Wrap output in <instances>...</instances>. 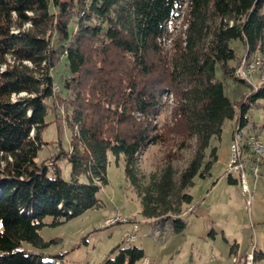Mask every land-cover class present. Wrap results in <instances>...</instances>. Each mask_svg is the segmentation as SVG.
Instances as JSON below:
<instances>
[{
  "label": "trees",
  "instance_id": "16d2710c",
  "mask_svg": "<svg viewBox=\"0 0 264 264\" xmlns=\"http://www.w3.org/2000/svg\"><path fill=\"white\" fill-rule=\"evenodd\" d=\"M181 10L184 29L164 49ZM257 53L262 80L253 89L235 71ZM169 95L170 121L159 122ZM253 109L264 114V0H0V264H64V253L45 252L51 242L39 231L101 206L111 156L123 162L144 220L181 234L187 190L217 160L215 148L206 154L210 140L229 121L232 136L243 132ZM52 122L57 152L40 160ZM61 123L71 131L67 150ZM153 147L160 164L146 176L141 158ZM112 253L104 264L145 258L137 247ZM253 259L264 264V253L253 250Z\"/></svg>",
  "mask_w": 264,
  "mask_h": 264
},
{
  "label": "rangeland",
  "instance_id": "374dc122",
  "mask_svg": "<svg viewBox=\"0 0 264 264\" xmlns=\"http://www.w3.org/2000/svg\"><path fill=\"white\" fill-rule=\"evenodd\" d=\"M184 13L181 10L178 27L175 25L172 34L166 37L164 49H170L175 36L179 34L178 30L184 29L182 19ZM241 51L238 45V55L242 54ZM240 66L241 63L238 68ZM260 74L255 71L253 76L251 75V88L257 89L262 80ZM226 84L227 93L238 101L239 96L234 92L238 87L230 81ZM239 90L244 94L250 88L242 85ZM163 102L166 107L159 122L164 120L169 122L173 107L172 97L165 96ZM248 116L250 118L248 125L237 137H235L237 127L232 136L235 121H229L223 126L220 140L216 138L210 140L206 154L209 156L211 149L215 148L217 160L213 163L210 174L203 179L195 178L194 185L187 190L192 202L182 210L184 214L181 220L187 223V228L181 234L172 233L168 226L162 229L160 225H152L144 220L141 216L140 202L125 179L123 162L116 164L111 156L106 172L107 185L97 195L101 200V206L85 211L58 226H45L41 229L39 234L42 239L51 242L45 252L64 253V264H104L108 257L116 254L112 252L118 246L143 249L145 258L151 260L152 264H232V260L235 264L237 258L252 253L253 250L264 253V164L258 166L256 178L247 170L245 192L242 191L243 182L238 180V175L226 173L227 165L231 163L232 137L235 138V145L243 148V152H248V149L250 152V146L244 143L249 142L248 139L255 133L264 141V114L258 109H253ZM50 118L47 117L46 120L50 121ZM70 137L71 131L62 126L59 139L64 150L68 148ZM43 140L50 144L43 146L39 153L40 160L57 152L55 146L58 144H53L58 140L54 122L47 127ZM242 156L241 162L245 160L248 162V155ZM189 157L190 152H186V159ZM160 159L159 148L148 149L141 158L140 168L143 174L149 176L154 172L160 164ZM59 166L62 179L69 181L70 165L62 161L59 162ZM230 178L238 182L230 183ZM190 209L192 211L188 212ZM118 214L126 222L104 227L107 219ZM45 222L50 223V219H46ZM129 222L137 223L139 227L136 242L133 244L125 242L131 230ZM23 249L36 252L26 244L23 245Z\"/></svg>",
  "mask_w": 264,
  "mask_h": 264
},
{
  "label": "built area",
  "instance_id": "2783aa9c",
  "mask_svg": "<svg viewBox=\"0 0 264 264\" xmlns=\"http://www.w3.org/2000/svg\"><path fill=\"white\" fill-rule=\"evenodd\" d=\"M260 67H258V63H255L252 71H258ZM241 72L242 76L246 77V83L248 85L251 84V72H244L241 61ZM237 129V128H236ZM233 139L232 151H231V163H228L226 168V173L228 174H237L238 180H242L243 182V192L247 191V170L249 173L256 178L258 176V166L264 164V141H262L259 137L252 135L251 140L249 142H245V145H250V152H243V148H238L235 145V138ZM241 155H248V162H241ZM190 209L188 212H191ZM117 218H123L119 214L114 218L107 219L104 222V227H109L111 225L117 224ZM128 222V221H127ZM130 233L127 234L125 242L127 244H133L136 242L139 227L137 223H131ZM151 260L144 258L140 264H151ZM245 264H256L253 259V251L246 255Z\"/></svg>",
  "mask_w": 264,
  "mask_h": 264
},
{
  "label": "bare ground",
  "instance_id": "6f19581e",
  "mask_svg": "<svg viewBox=\"0 0 264 264\" xmlns=\"http://www.w3.org/2000/svg\"><path fill=\"white\" fill-rule=\"evenodd\" d=\"M258 63V67H260V64H261V62H260V56H259V54L257 53L254 57H252L250 60H248V61H245V59L243 60V62H242V67H243V71L244 72H251V75L253 74V73H255V71H252L253 70V66H255V63ZM257 72V71H256ZM235 76L238 78V79H240V80H242V81H246V77H244V76H242V72H241V66L239 67V68H237V70L235 71ZM253 76V75H252ZM57 90V89H56ZM241 134V132H240V129H239V127H237V129H236V136L235 137H237L238 135H240ZM241 137V136H240ZM240 137H239V139H240ZM252 138V137H251ZM251 138H249L248 140H251ZM246 140V139H245ZM243 141V140H242ZM240 143H241V140H240ZM245 144V143H244ZM238 146V145H237ZM242 146V145H241ZM240 146V147H241ZM250 146V145H249ZM239 147V146H238ZM247 148V147H246ZM245 148V149H246ZM249 148V147H248ZM247 148V149H248ZM248 152H249V149H248ZM241 157H243L242 155H241ZM248 159V158H247ZM231 162V161H230ZM245 162H246V160H245ZM241 181V180H240ZM183 216V215H182ZM124 222H126V220H124L123 218H117V224H119V223H124Z\"/></svg>",
  "mask_w": 264,
  "mask_h": 264
},
{
  "label": "crops",
  "instance_id": "0c3cea01",
  "mask_svg": "<svg viewBox=\"0 0 264 264\" xmlns=\"http://www.w3.org/2000/svg\"><path fill=\"white\" fill-rule=\"evenodd\" d=\"M234 263V260H232V264ZM152 264V263H151Z\"/></svg>",
  "mask_w": 264,
  "mask_h": 264
},
{
  "label": "clouds",
  "instance_id": "9594fccd",
  "mask_svg": "<svg viewBox=\"0 0 264 264\" xmlns=\"http://www.w3.org/2000/svg\"><path fill=\"white\" fill-rule=\"evenodd\" d=\"M130 223V225H131V223H133V222H129Z\"/></svg>",
  "mask_w": 264,
  "mask_h": 264
}]
</instances>
